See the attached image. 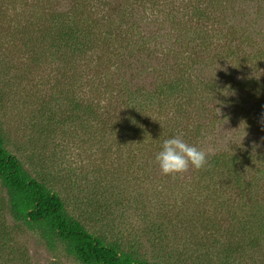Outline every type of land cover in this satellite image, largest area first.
<instances>
[{
    "label": "rangeland",
    "instance_id": "obj_1",
    "mask_svg": "<svg viewBox=\"0 0 264 264\" xmlns=\"http://www.w3.org/2000/svg\"><path fill=\"white\" fill-rule=\"evenodd\" d=\"M74 2L0 0L5 146L88 230L155 264H264V0L93 2L107 39L65 54L46 23ZM129 94L144 103L132 116ZM176 135L207 152L204 168L160 173L155 155ZM4 196L0 184V264H81L16 222ZM254 210L262 221H247Z\"/></svg>",
    "mask_w": 264,
    "mask_h": 264
},
{
    "label": "trees",
    "instance_id": "obj_2",
    "mask_svg": "<svg viewBox=\"0 0 264 264\" xmlns=\"http://www.w3.org/2000/svg\"><path fill=\"white\" fill-rule=\"evenodd\" d=\"M101 1L75 0L71 11L64 13L52 11L48 14L49 21L46 23V27L50 37H54L52 44H57L56 47L66 52L65 54H80L89 50L97 51L99 48H97V44L107 39L109 33H105L107 36L102 39L97 37L99 33L91 24L92 21L87 18L86 9L93 6V2L102 4ZM76 9L79 10L76 11ZM199 13L198 16L203 18L207 15L202 9L199 10ZM96 26L99 27L97 24ZM155 92L160 97L164 90L153 91L154 97ZM129 98L127 116H132V112L141 108L144 103L138 101L136 97L134 98L133 94H129ZM137 114L138 112L135 113V115ZM227 156L232 160L235 158L234 154ZM227 156L228 161L220 160L221 165L231 163ZM0 184L4 189V198L11 217L38 234L46 246L52 248L57 242H61L66 255L75 261L81 264H155L141 257L138 251L132 247L125 248L120 242L109 241L88 230L81 216L75 215L73 209L68 208L58 191L49 187L43 177L33 175L24 167L19 158L8 150L1 130ZM92 197L93 195H91V200L87 201L88 204L107 205L104 199L95 198L92 200ZM257 216V211L254 210L252 213H247L246 219L247 221H262L260 218L257 219ZM238 221H244V216L239 217ZM247 227L246 225L245 229ZM251 242L255 244V240H251ZM226 248L230 249L231 246L228 245ZM23 257L21 253L19 259H23Z\"/></svg>",
    "mask_w": 264,
    "mask_h": 264
},
{
    "label": "clouds",
    "instance_id": "obj_3",
    "mask_svg": "<svg viewBox=\"0 0 264 264\" xmlns=\"http://www.w3.org/2000/svg\"><path fill=\"white\" fill-rule=\"evenodd\" d=\"M261 123L264 124V116ZM207 155L202 148L187 143L182 135H176L163 140L161 150L155 155L154 162L162 175L174 176L186 173L190 168L195 170L204 168L207 164Z\"/></svg>",
    "mask_w": 264,
    "mask_h": 264
}]
</instances>
